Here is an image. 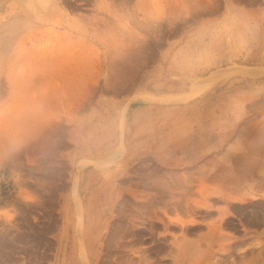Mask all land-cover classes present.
I'll list each match as a JSON object with an SVG mask.
<instances>
[{
    "label": "rangeland",
    "instance_id": "rangeland-1",
    "mask_svg": "<svg viewBox=\"0 0 264 264\" xmlns=\"http://www.w3.org/2000/svg\"><path fill=\"white\" fill-rule=\"evenodd\" d=\"M50 1L16 21L22 8L0 9V37L14 36L0 42V119L27 118L19 137L0 136V264H264V0ZM145 67L149 92L223 68L246 74L245 92L223 109L213 94L206 155L170 166L147 157L117 173L127 185L118 203H91L106 189L84 178L76 188L78 175L70 187L61 106L81 83L131 92ZM185 115L198 123L205 108L172 119L165 146ZM219 186L245 197L221 198Z\"/></svg>",
    "mask_w": 264,
    "mask_h": 264
},
{
    "label": "crops",
    "instance_id": "crops-1",
    "mask_svg": "<svg viewBox=\"0 0 264 264\" xmlns=\"http://www.w3.org/2000/svg\"><path fill=\"white\" fill-rule=\"evenodd\" d=\"M256 69L258 68L250 67L246 70L255 75ZM226 70L227 68H223L208 72L192 80L187 87L173 91L149 92L143 85V79L148 75L146 67L136 71V83L131 92L101 95L94 92L95 87L91 82L78 85L72 90L73 101L66 107L62 104L58 118L65 127L62 138L64 148L60 157L73 165L70 187H75L77 175L79 183L76 188H80L82 178L88 183L96 180L99 188L106 189V194H94L89 202L113 205L126 192L127 185L117 181V173H124L126 166L140 163L147 157L170 166L190 157L206 155L213 147L214 131L217 130L214 128L217 124L214 123L213 116L217 117L218 113L216 110L214 112L213 106L223 109L228 106L229 101L232 103L238 99L239 92H245L240 76L246 74L235 69L232 71L234 74L229 75ZM202 78V81H198ZM202 87L205 90L193 96ZM230 87H235L236 94H230ZM214 93L222 97L217 105H213ZM188 94L192 97L183 99ZM149 96L154 99L149 101ZM192 105L204 106L205 116L197 123L185 115L183 119H188L189 122L182 124L178 136L165 146L162 141L168 138V133L171 134L168 130L171 129L172 119ZM166 108L169 109L168 117L165 116ZM223 125L220 127L219 137H226L228 132L227 125ZM167 126L169 128L165 130ZM79 164L84 166L79 168ZM62 196L67 197V194Z\"/></svg>",
    "mask_w": 264,
    "mask_h": 264
},
{
    "label": "bare ground",
    "instance_id": "bare-ground-1",
    "mask_svg": "<svg viewBox=\"0 0 264 264\" xmlns=\"http://www.w3.org/2000/svg\"><path fill=\"white\" fill-rule=\"evenodd\" d=\"M206 1V0H205ZM8 2H9V5L10 6H13V8L14 7H18V8H22V11L21 12H19V13H15L14 15H13V21H16V19L20 16V15H23V16H25V17H27V18H30V16H31V14L29 13V9L28 8H39V9H43V11L44 10H47L48 8H49V6H53L54 4H52L53 2L52 1H50V0H0V9H3L4 8V6H8L7 4H8ZM58 3V2H57ZM79 3V2H78ZM83 5V4H82ZM81 5V6H82ZM57 6V5H56ZM16 9V8H15ZM28 9V10H27ZM20 10V9H19ZM35 10V9H34ZM44 13V12H43ZM40 14H41V12H40ZM11 23V22H10ZM10 28V27H9ZM8 29V27L7 26H1L0 25V35L2 34V33H4V32H6V30ZM35 31V30H34ZM11 32V31H10ZM7 34V33H6ZM14 38V36H8V37H0V42L2 43L4 40H6V41H11L12 39ZM25 38H28V39H30L31 40V36L28 34V35H26L25 36ZM49 48V47H48ZM48 50V49H47ZM43 54V53H42ZM41 54V55H42ZM35 57V56H34ZM30 59V58H29ZM38 61V60H37ZM250 73V72H249ZM259 123V122H258ZM263 184H264V182H263ZM262 185V184H261ZM260 187V186H259ZM200 188V187H199ZM209 190V189H208ZM212 191V190H211ZM198 193V192H197ZM211 194V193H210ZM216 195H218V196H220L221 198L222 197H227V199L229 198V199H231V200H233L234 201V198H237L236 196L235 197H233V196H231V195H229L228 194V192H226L225 191V189L223 188V187H221V186H219L218 187V189H217V194ZM209 196V195H208ZM242 196H240V198L238 197L237 199L239 200H243V198L245 197H243V198H241ZM226 199V200H227ZM237 199H235L236 201H237ZM239 200V201H240ZM220 227V226H219ZM218 227V228H219ZM218 228H216L217 230H219ZM220 231V230H219ZM214 232V231H213ZM218 233V232H217ZM120 251V250H119ZM187 254V253H186ZM191 259V258H190Z\"/></svg>",
    "mask_w": 264,
    "mask_h": 264
},
{
    "label": "clouds",
    "instance_id": "clouds-1",
    "mask_svg": "<svg viewBox=\"0 0 264 264\" xmlns=\"http://www.w3.org/2000/svg\"><path fill=\"white\" fill-rule=\"evenodd\" d=\"M26 124V117H21L16 120H9L7 117L0 119V136L15 139L24 132Z\"/></svg>",
    "mask_w": 264,
    "mask_h": 264
}]
</instances>
